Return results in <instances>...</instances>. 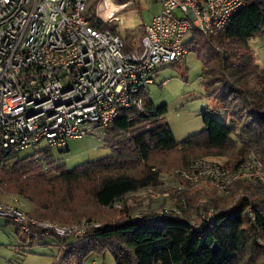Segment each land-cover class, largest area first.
Returning <instances> with one entry per match:
<instances>
[{
  "label": "trees",
  "instance_id": "trees-1",
  "mask_svg": "<svg viewBox=\"0 0 264 264\" xmlns=\"http://www.w3.org/2000/svg\"><path fill=\"white\" fill-rule=\"evenodd\" d=\"M93 6L89 2L94 21ZM101 28L121 34L127 51L140 46L144 33L142 28L140 36L122 34L114 23ZM259 35H264V0H246L221 30L192 34L187 47H193L202 58V82L225 113L220 120L205 111L200 133L177 140L170 124L160 120L167 105L155 106L147 97L143 112L125 111L107 125L106 132L117 138L107 142L112 149L109 156L67 170L54 165L49 147L30 155L14 154L4 159L0 181L33 205L31 215L43 218L38 215L57 211L59 204L67 207L66 201L74 202L78 192L101 208L115 209L114 204L127 194L157 182L161 168L152 162L156 154H180L183 165L170 166L171 171L187 167L196 159L187 160L201 150L215 155L237 154L234 166L255 153L264 168V76L252 87L233 76L235 69L253 68L248 42ZM135 39L140 40L139 45ZM229 41L241 46L232 49ZM132 115L135 117L129 119ZM45 167L54 175L49 176ZM229 192V196H238L236 202L221 204L202 230L194 228L188 216L198 213L197 205H189L192 214L188 215L145 212L139 219L124 209L123 218L101 223L83 211L78 220L86 217L88 225L100 224L89 227L82 237L54 236L60 248L54 264H83L91 253L105 250L112 253L117 264H251L257 260L264 264V186L256 180L239 179L230 184ZM209 203L213 202L209 199ZM249 209L257 214L258 222L252 220ZM16 227L22 243L47 245L43 230L35 229L37 235L28 237Z\"/></svg>",
  "mask_w": 264,
  "mask_h": 264
},
{
  "label": "built area",
  "instance_id": "built-area-1",
  "mask_svg": "<svg viewBox=\"0 0 264 264\" xmlns=\"http://www.w3.org/2000/svg\"><path fill=\"white\" fill-rule=\"evenodd\" d=\"M158 1L162 8L144 26L140 46L127 51L121 34L101 25L119 21L118 14L132 0L107 12L103 9L106 16L98 9L94 21L90 0H0V168L8 156L41 142L51 149L65 147L70 138L99 137L125 111L143 112L147 86L156 82L159 66L187 55L186 36L225 28L246 4V0ZM174 171L163 196H170V189L185 195L189 182L224 193L243 178L264 186V170L256 158L234 169L196 159ZM184 195L183 206L166 207L161 214L181 215L187 204ZM114 205L122 206V200ZM195 205L200 207L194 214L199 220H191L192 226L202 230L217 208L205 197ZM249 211L258 222L257 214ZM0 216L29 236L37 235L35 229L44 235L82 237L86 233L85 226L32 216L23 210V200L17 195H11L8 202L0 198Z\"/></svg>",
  "mask_w": 264,
  "mask_h": 264
},
{
  "label": "rangeland",
  "instance_id": "rangeland-1",
  "mask_svg": "<svg viewBox=\"0 0 264 264\" xmlns=\"http://www.w3.org/2000/svg\"><path fill=\"white\" fill-rule=\"evenodd\" d=\"M126 1L128 0H90V4H94L93 10L97 12L98 9H104L105 6H115ZM160 5L158 0H132V3L127 5L118 14L120 20L113 23L118 26L122 34L131 32L140 36L142 28L159 11ZM178 14L181 15V12H178ZM191 37L192 34H188L185 42L188 43ZM135 41L139 45L140 40L135 39ZM228 44V47L232 49L241 46V43L236 41H229ZM248 44L254 66L250 71L235 69L233 76L237 82L244 81L249 87H252L261 76H264V35L250 38ZM247 56L245 55V58H248ZM203 68V60L197 50L189 46L187 55L184 58L173 63L160 65L155 75L156 82L147 86L149 92L147 97L155 106L167 105V112L161 116L160 120L170 124L176 139L179 141L188 136L200 133L204 129L203 113L205 111L220 120L225 116L224 109L215 102L213 97L208 95L207 88L202 82L204 74ZM98 134L99 137L88 134L79 139L70 138L68 146L52 148L51 152L54 165H61L67 170H72L83 163L109 156L112 153V149L108 146L107 142L109 140L113 142L117 138H113V135L108 134L106 131ZM46 148L47 143L41 142L36 148L32 147L27 149L21 155H30ZM195 153L196 155L187 161L194 159L213 160L222 163L230 169H234L237 167L234 166L235 162L239 159L237 154L232 152L224 155H215L209 154V152L205 153L201 150ZM253 158H256V160L262 163L255 153H251L245 161H250ZM152 162L155 163L156 168H161L159 169L161 171H159V179L157 182L144 187V189L140 188L135 192L127 194L122 200V206H113L115 209L101 208L90 201V198L82 192H78L74 202L68 204L69 200L66 201L67 207L64 204H59L57 211H47L46 215H38L43 217H38V219L53 221L66 226H85L87 231L89 227L100 224L101 222L123 218L125 216L123 213L124 209L130 210L131 215L138 219V216L146 214L145 212H156V214H160L166 207L180 208L183 206L180 204L181 198H179V194L173 189H170L172 192L170 196H163L165 192L164 188L166 187L165 183L175 176V171H171L172 168L169 169V167L183 163L180 154L177 151L156 154ZM45 169L47 171L50 170L48 167H45ZM262 169L264 170L263 164ZM48 172L49 176L54 175V171ZM243 180L247 179L243 178ZM184 193L187 204L182 209L181 216L192 214L189 205L197 204L200 197L210 199L213 202L212 204L217 208V211L221 204L236 202L238 198L237 195L229 196L230 192L224 193L216 188H208L205 184L190 182L186 183ZM11 195L19 196L23 200V210L29 212V214L32 213L33 205L22 194L6 189L1 182L0 198L8 202L11 199ZM68 205L71 206L69 207ZM30 207L31 209H29ZM83 211H87V215H90L93 221L100 223L88 225L86 217H81L78 220L77 215ZM188 216L192 220H199L195 215ZM16 228V224L13 221L0 216V264H54L55 257L60 252V248L54 237L57 235H44L43 242H46V246L41 244L29 246L28 244L22 243V240L16 234ZM23 234L30 237L26 233ZM67 236L71 238L77 237L72 234ZM93 263L117 264L109 250L101 253H91L83 262V264ZM251 264H261V261L257 260V262H252Z\"/></svg>",
  "mask_w": 264,
  "mask_h": 264
},
{
  "label": "bare ground",
  "instance_id": "bare-ground-1",
  "mask_svg": "<svg viewBox=\"0 0 264 264\" xmlns=\"http://www.w3.org/2000/svg\"><path fill=\"white\" fill-rule=\"evenodd\" d=\"M102 5H103V4H102ZM116 6H117V5H116ZM105 8H106V9H105ZM105 8H104V11L107 12V11H109V10H112V8H115V7H113V6H109V7H105ZM102 9H103V8H100V9H99L101 16H106V15L104 14V12L102 11ZM106 10H107V11H106Z\"/></svg>",
  "mask_w": 264,
  "mask_h": 264
},
{
  "label": "crops",
  "instance_id": "crops-1",
  "mask_svg": "<svg viewBox=\"0 0 264 264\" xmlns=\"http://www.w3.org/2000/svg\"><path fill=\"white\" fill-rule=\"evenodd\" d=\"M160 4H161V3H160ZM161 8H162V5H160V9H159L158 12H160ZM158 12H157V13H158ZM157 13H156V14H157ZM143 32H144V27H143ZM29 209H31V207H30Z\"/></svg>",
  "mask_w": 264,
  "mask_h": 264
}]
</instances>
